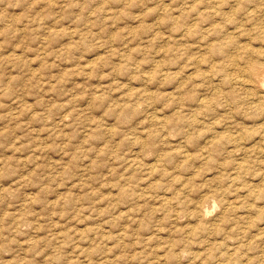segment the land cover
<instances>
[{
  "label": "rangeland",
  "instance_id": "1",
  "mask_svg": "<svg viewBox=\"0 0 264 264\" xmlns=\"http://www.w3.org/2000/svg\"><path fill=\"white\" fill-rule=\"evenodd\" d=\"M244 1L0 0V264H264Z\"/></svg>",
  "mask_w": 264,
  "mask_h": 264
},
{
  "label": "bare ground",
  "instance_id": "2",
  "mask_svg": "<svg viewBox=\"0 0 264 264\" xmlns=\"http://www.w3.org/2000/svg\"><path fill=\"white\" fill-rule=\"evenodd\" d=\"M245 1H246V0H245ZM245 1H244V2H245ZM249 1H250V0H249ZM247 3H249V2H247ZM214 4H215V3H214ZM215 5H217V4H215ZM215 5H214V6H215ZM262 6H263V5H262ZM262 6H261V7H262ZM258 7L260 8V6H258ZM263 7H264V6H263ZM235 9H236V8H235ZM235 9H234V11H235ZM217 10H218V9H217ZM251 10H252V7H251ZM211 11H212V10H211ZM213 11H214V10H213ZM249 11H250V10H249ZM256 11H257V10H256ZM251 12H252V11H251ZM251 12H250V13H251ZM257 12H258V11H257ZM201 13H202V12H201ZM210 13H211V12H210ZM212 13H213V12H212ZM214 13H215V11H214ZM234 13H235V12H234ZM247 13H248V12H247ZM253 13H254V11H253ZM255 13H256V12H255ZM199 14H200V13H199ZM248 14H249V13H248ZM256 14L258 15V13H256ZM215 15H216V14H215ZM259 15H260V14H259ZM199 16H200V15H199ZM246 16H247V15H246ZM250 16H251V15H250ZM263 16H264V15H263ZM214 17H215V16H214ZM214 17H213V18H214ZM252 17H254V15H253ZM244 18H245V17H244ZM261 19H262V18H261ZM242 20H243V19H242ZM263 21H264V20H263ZM216 22H217V21H216ZM245 22H246V21H245ZM245 22H244V23H245ZM190 24H191V23H190ZM195 24H196V23H195ZM214 24H215V23H214ZM242 24H243V23L241 22V25H242ZM259 24H260V23H259ZM216 25H217V24H216ZM241 25H239V26H241ZM244 25H245V24H244ZM190 26H191V25H190ZM192 26H193V25H192ZM192 26H191V27H192ZM239 26H238V27H239ZM208 27H209V26H208ZM216 27H217V26H216ZM241 27H242V26H241ZM257 27H258V25H257ZM185 28H187V27H185ZM195 28H196V27H195ZM210 28H211V27H210ZM210 28H209V30H210ZM214 28H215V27H214ZM243 28H244V27H243ZM258 28H259V27H258ZM189 29H190V27H189ZM191 29H192V28H191ZM238 29H239V28H238ZM238 29H237V30H238ZM246 29H247V27H246ZM260 29H261V28H260ZM257 30H258V29H257ZM232 31H233V30H232ZM208 32H209V31H208ZM251 32H252V31H251ZM261 32L263 33V31H261ZM261 32H260V34H261ZM192 33H193V32H192ZM211 33H212V31H211ZM232 33H233V32H232ZM185 34H186V33H185ZM187 34H188V33H187ZM260 34H259V35H260ZM230 35H231V34H230ZM257 35H258V34H256V37H257ZM259 35H258V36H259ZM261 35H262V34H261ZM231 36H232V35H231ZM236 36H237V35H236ZM239 36H240V35H239ZM224 38H225V36H224ZM226 38H227V37H226ZM226 38H225V39H226ZM253 38H254V37H253ZM258 38H259V37H258ZM229 39H231V37H229ZM259 39H260V38H259ZM224 42H225V41H224ZM215 43H216V42H215ZM263 43H264V42H263ZM220 44H221V43H220ZM241 44H242V43H241ZM245 44H246V43H245ZM247 44H248V42H247ZM213 45H214V44H213ZM225 46H226V45H225ZM246 46H247V45H246ZM246 46H245V47H246ZM251 46H252V45H251ZM185 47H186V46H185ZM245 47H244V48H245ZM254 47H255V46H254ZM199 48H200V47H199ZM238 48H239V47H238ZM246 48H247V47H246ZM246 48H245V49H246ZM248 48H249V46H248ZM248 48H247V49H248ZM251 49H252V47L250 48V50H251ZM260 49H261V48H260ZM260 49H259V50H260ZM235 50H236V49H235ZM238 50H240V49H238ZM253 50H254V49H253ZM262 50H263V48H262ZM240 51H241V50H240ZM244 51H246V50H244ZM257 51H258V49H257ZM216 52H218V51H216ZM237 52H238V51H237ZM247 52H248V50H247ZM252 52H253V51H252ZM258 52H259V51H258ZM232 53H233V52H232ZM235 53H236V51H235ZM235 53H234V54H235ZM216 54H217V53H216ZM220 54H221V53H220ZM254 54H255V52H254ZM205 56H206V54H205ZM218 56H219V55H218ZM218 56H217V58H219ZM221 56H223V54H221ZM237 56H238V55H237ZM247 56H248V55H247ZM247 56H246V57H247ZM232 57H233V56H232V54H231V58H232ZM251 57H252V56H251ZM198 59H199V58H198ZM219 59H220V58H219ZM261 59H262V58H261ZM197 61H198V60H197ZM236 61H237V60H236ZM236 61H235V60L232 61L233 66L237 63ZM200 62H201V61H200ZM200 62H199V63H200ZM221 62H222V61H221ZM246 62H247V61H246ZM212 63H213V60H212ZM218 63H219V62H218ZM218 63H217V64H218ZM238 63H239V62H238ZM259 64H260V65L262 64V65L264 66V62H259V60L257 61V60L254 58V59H249V61H248V65H245V64H244V65L246 66L247 69H246V68H245V69H244V68L241 69V67H240L238 64H237V66L235 65V67L232 68V69H234L235 72H234L233 74H231V77H230L231 80H230V81H232V82L234 83V85L236 84V85L241 86V87H243V88H247V89L255 88L256 90L261 91V93H260V99H261V100H260V101H263V102H264V70H263L262 72H259L260 70L258 71V66H259ZM185 65H186V64H185ZM211 65H212V64H211ZM198 66H199V65H198ZM227 66H228V65H227ZM263 66H262V67H263ZM212 67H213V66H212ZM221 67H222V66H221ZM243 67H244V66H243ZM259 68H260V67H259ZM210 69H211V68H210ZM215 69H216V68H215ZM205 70H206V69H205ZM208 70H209V69H208ZM212 70H213V69H212ZM217 70H218V69H217ZM228 70H229V68H228ZM181 72H182V71H181ZM209 72H210V70H209ZM220 72H222V71H220ZM195 73H196V72H195ZM223 73H224V72H223ZM167 74H168V73H167ZM179 74H180V73H179ZM207 74H208V73H207ZM203 75H205V74H203ZM211 75H212V73H211ZM229 75H230V74H229ZM209 76H210V75H209ZM205 77H206V76H205ZM216 77H217V76H216ZM211 78H213V77H211ZM214 78H215V77H214ZM217 78H218V77H217ZM217 78H216V79H217ZM219 81H221V79H220ZM224 81H225V79H224ZM183 82H184V81H183ZM183 82H182V83H183ZM210 84H211V83H210ZM212 84H213V83H212ZM214 84H215V83H214ZM215 85H216V84H215ZM215 85H214V86H215ZM220 86H221V85H220ZM220 86H219V87H220ZM180 87H181V86H180ZM217 87H218V85H217ZM219 89H220V88H219ZM221 89H222V88H221ZM221 89H220V90H221ZM251 89H250V92H251ZM172 90H173V89H172ZM212 90H213V89H212ZM215 90H216V89H214L213 91H215ZM231 90H232V89H231ZM216 91H217V90H216ZM216 91H215V92H216ZM218 91H219V90H218ZM221 91H223V90H221ZM252 92H253V91H252ZM252 92H251V93H252ZM169 93H170V92H169ZM229 93H230V92H229ZM255 93H256V92H255ZM217 94H218V93H217ZM246 94H247V93H246ZM203 95H204V94H203ZM222 95H223V92H222ZM249 95H251V94H249ZM204 96H206V95H204ZM220 96H221V95H220ZM225 96H226V94H225ZM228 96L231 97V95H228ZM247 96H248V95H247ZM254 96H255V95H254ZM190 97H191V95H190ZM209 97H210V96H209ZM215 97H216V96H215ZM217 97H218V95H217ZM217 97H216V98H217ZM250 97H251V96H250ZM258 97H259V96H258ZM204 98H207V97H204ZM204 98L199 99V102H201V104H202V102L204 101V100H203ZM221 98H222V97H221ZM241 98H242V96H241ZM208 99H209V98H208ZM211 99H212V97H211ZM251 99H252V98H251ZM231 100H232V99H231ZM243 100H244V99H243ZM243 100H242V101H243ZM245 100H246V99H245ZM247 100H248V99H247ZM254 100H255V99H254ZM169 101H170V100H169ZM209 101H210V100H209ZM239 101H241V100H239ZM258 101H259V100H258ZM211 102H212V100H211ZM211 102H210V103H211ZM227 102H228V101H227ZM227 102H226V103H227ZM229 102H230V101H229ZM229 102H228V103H229ZM232 102L234 103L235 101L232 100ZM226 103H225V105H226ZM235 103H236V102H235ZM238 103H239V102H238ZM243 103H245V102H243ZM248 103H250V102H248ZM256 103H257V102H254L255 105H257ZM198 104H200V103H198ZM201 104H200V105H201ZM231 104H232V103H231ZM260 104H261V103H260ZM202 105H203V104H202ZM202 105H201V106H202ZM204 105H205V104H204ZM204 105H203V106H204ZM242 105H245V104H242V103H241V105H240L239 107L242 108V107H241ZM249 105H251V104H249ZM247 106H248V105H247ZM262 106H263V104H262ZM208 107H209V106H208ZM232 107H233V105H232ZM244 107H245V106H244ZM196 108H197V107H196ZM221 108H222V107H221ZM254 108L257 109L256 107H254ZM263 108H264V107H263ZM206 109H207V108H206ZM250 109H251V108H250ZM195 110H197V109H195ZM199 110H201V107H200ZM202 110H203V109H202ZM202 110H201V111H202ZM227 110H228V109H227ZM247 110H249V109H247V107H246V111H247ZM201 111H200V112H201ZM259 112H260V111H259ZM193 113H194V112H193ZM203 113H204V112H203ZM226 113H227V112H226ZM244 113H245V112H244ZM261 113H262V112H261ZM200 114H201V113H200ZM259 114H260V113H259ZM262 114H263V113H262ZM262 114H261V115H262ZM169 115H171V114H169ZM189 115H190V114H189ZM191 115H192V114H191ZM196 115H197V114H196ZM153 116H155V115H153ZM193 116H194V115H193ZM197 116L200 117L199 114H198ZM203 116H204V115H203ZM203 116H202V117H203ZM215 116H216V115H215ZM169 117H170V116H169ZM169 117H168V118H169ZM155 118H156V117H155ZM177 118H178V117H177ZM195 118H196V116H195ZM203 118H204V117H203ZM256 118H257V117H256ZM160 119H161V118H160ZM214 119H215V118H214ZM154 120H155V119H154ZM156 120H157V119H156ZM158 120H159V119H158ZM158 120H157V121H158ZM170 120H172V118H170ZM199 120H200V122H201V119H199ZM157 121H156V122H157ZM195 121H198V119H195ZM212 121H213V120H212ZM212 121H211V122H212ZM215 121H216V120H215ZM162 122H163V121H162ZM262 122H263V121H262ZM193 123H194V122H193ZM195 123H196V122H195ZM214 123H215V122H214ZM216 123H217V122H216ZM243 123H244V121H243ZM243 123H242V124H243ZM201 124H202V123H201ZM242 124H241V125H242ZM263 124H264V123H263ZM263 124L261 123V125H263ZM258 125L260 126V124H258ZM258 125H257V126H258ZM242 126H243V125H242ZM242 126H241V127H242ZM245 126H246V125H245ZM255 126H256V125H255ZM242 128H243V127H242ZM244 129H245V127H244ZM246 129H247V128H246ZM255 129H256V128H255ZM232 130H234V129H232ZM253 130H254V129H253ZM253 130H252V131H253ZM259 130H260V129H259ZM261 130H262V129H261ZM261 130H260V131H261ZM243 131H244V130H243ZM243 131H242V132H243ZM250 131H251V130H250ZM257 131H258V130H257ZM262 131H264V128H263ZM216 132H217V131H216ZM227 132H228V131H227ZM239 132H240V131H239ZM254 132H255V131H254ZM237 133H238V131H237ZM246 133H247V132H246ZM246 133H245V134H246ZM216 134H218V133H216ZM222 134H223V133H222ZM228 134H229V133H228ZM248 134H249V132H248ZM250 134H251V136L253 137V135H252L251 132H250ZM253 134H254V133H253ZM256 134H257V133H256ZM263 134H264V133H263ZM263 134H262V136H263ZM229 135H230V134H229ZM229 135H228V136H229ZM235 135H236V134H233V136H235ZM241 135L243 136V134H241ZM241 135L239 134V136H241ZM233 136H231L232 139H233ZM236 136H237V135H236ZM242 136H241V138H242ZM215 137H216V135H215ZM223 137H224V135H223ZM225 137H227V136H225ZM225 137H224V138H225ZM241 138H240V139H241ZM211 139H212V138H211ZM227 139H229V138H227ZM242 139H243V138H242ZM256 139H257V138H256ZM263 139H264V138H263ZM229 140H230V139H229ZM237 140H238V139H237ZM211 142H212V141H211ZM255 142H256V141H255ZM260 142H261V140H260ZM232 143H233V142H232ZM237 143H238V142H237ZM258 145H259V144H258ZM258 145H256V146H258ZM254 147H255V146H254ZM235 148H237V147H235ZM242 148H243V147H242ZM249 148H250V147H249ZM252 148H253V147H252ZM260 148H261V147H260ZM233 150H234V149H233ZM263 150H264V149H263ZM230 151H231V150H230ZM261 151H262V150H261ZM243 153H244V152H243ZM230 202H231V200H230ZM228 203H229V202H228ZM229 204H230V203H229ZM206 213H207V212H206Z\"/></svg>",
  "mask_w": 264,
  "mask_h": 264
}]
</instances>
